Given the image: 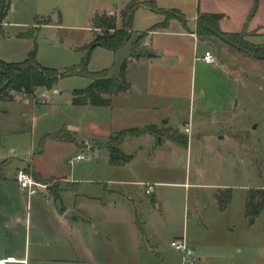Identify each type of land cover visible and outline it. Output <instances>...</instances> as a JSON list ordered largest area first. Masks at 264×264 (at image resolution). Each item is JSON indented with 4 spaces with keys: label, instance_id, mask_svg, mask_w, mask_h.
I'll list each match as a JSON object with an SVG mask.
<instances>
[{
    "label": "rangeland",
    "instance_id": "rangeland-1",
    "mask_svg": "<svg viewBox=\"0 0 264 264\" xmlns=\"http://www.w3.org/2000/svg\"><path fill=\"white\" fill-rule=\"evenodd\" d=\"M130 1L6 0L10 6L0 21V59L20 62L35 50L42 65L60 73L87 59L88 70H107L110 76L118 75L127 62L126 74L136 85L112 95L111 105L75 104L74 90L87 87L92 79L72 73L50 89L37 87L34 95L0 99V176L5 174L7 187L0 185V221L12 216L19 222L14 227L19 250L2 248V253L22 255L27 244L23 264H184L183 253L171 240L186 235L195 253L193 264H264V210L254 217L245 215L249 188H264V62L254 63L244 53L236 57L231 65L240 75V87L234 111L202 113L198 105L219 100V85H208L205 91L198 84L191 86L192 57L203 54L205 43L200 41L194 50L189 37L156 34L154 45H162L163 38L176 42L185 63L169 77L173 94L147 97L151 106L145 107L135 91L144 74L132 60L133 42L142 44L145 32L165 16L139 5L129 41L116 49L93 45L101 32L93 27L96 12L115 13L121 27L120 11ZM154 1L161 8L182 10L187 25L193 24L191 18L204 3ZM206 1L210 11L219 12V0ZM3 3L0 0V14ZM54 15L58 21L42 23ZM180 26L174 19L171 29ZM206 39L218 48L228 44L214 35ZM250 39L264 42V37ZM137 51L147 52L142 45ZM152 121L159 123L153 125L154 132L127 135L120 144L126 153H136L135 158L111 164L106 146L110 135ZM188 122L190 132L182 130ZM158 130L178 132L187 142H169L164 134L160 144ZM79 153L85 158L75 159ZM30 163L47 175L51 187H59V197L45 181L47 189L30 198L19 190L16 171ZM137 181L155 183L154 191L147 193V186ZM221 183L233 187L224 210L216 198ZM56 208L79 218L58 236L57 247L51 239ZM37 240L40 254H34Z\"/></svg>",
    "mask_w": 264,
    "mask_h": 264
},
{
    "label": "trees",
    "instance_id": "trees-1",
    "mask_svg": "<svg viewBox=\"0 0 264 264\" xmlns=\"http://www.w3.org/2000/svg\"><path fill=\"white\" fill-rule=\"evenodd\" d=\"M2 12L0 14V21L3 14L10 4L3 0ZM259 0H253L252 7L247 15V21L242 31L232 32L223 31L220 28L219 21L225 16L223 12H204L199 10L196 16L195 32L201 39L209 38L210 36H218L222 40L228 42L240 52L258 59H264V42H254L250 39L254 35L253 32L248 31L246 24L258 9ZM139 5H144L163 14L164 20L155 23L151 29L159 27H166L170 20L178 19L182 25L189 29L187 25L188 18L185 13L179 8H161L154 0L140 1L131 0L120 11L123 24L118 26V16L115 13L109 14L107 11L102 13L96 12L93 17L94 29H100L101 32L97 34L93 45H101L106 48L116 49L124 45L131 38L132 25L134 20V9ZM52 20H43V24H48ZM146 33V32H145ZM146 36V34H145ZM140 41H134L132 47L133 57H139L142 52H138ZM127 62L121 66L118 75L110 76L107 70L90 71L87 69V59L76 67H72L65 73H60L56 68H51L42 65L36 58L35 50L29 52L28 57L20 62H6L0 59V99L16 100L18 94L34 95L37 87L52 88L58 79L65 74L79 73L86 75L92 79L91 83L81 89H75L72 102L75 104H91V105H111L112 95L126 92L130 89V82L126 77ZM153 125L140 127H129L111 134L107 141V148L109 150V161L114 165H122L130 162L135 153H126L120 144L127 135H139L145 132H154ZM157 136L163 137L165 132L157 131ZM63 134H56L57 138L62 137ZM175 142H187L180 133H169ZM27 169L32 175L40 180L48 183L51 193L57 197L59 194V187H51L49 179L44 178L32 166ZM257 195H260L257 198ZM219 208L224 210L228 207L232 198V187L219 188L216 195ZM264 210V188H249L246 196L245 215L254 217L259 215Z\"/></svg>",
    "mask_w": 264,
    "mask_h": 264
},
{
    "label": "crops",
    "instance_id": "crops-1",
    "mask_svg": "<svg viewBox=\"0 0 264 264\" xmlns=\"http://www.w3.org/2000/svg\"><path fill=\"white\" fill-rule=\"evenodd\" d=\"M209 4L210 3L208 1L204 0V3H202L201 5L202 6L201 9H200V4L198 5L197 13L199 10L205 12H212L210 11L212 8L210 7ZM252 4H253V0H219V3H217L219 12L225 11L223 12L225 13V16L219 21L220 28L223 31H232V32L242 31L243 28L245 27V20L247 18L249 10L252 7ZM197 13L193 15V17L191 18L193 24L188 25L189 29H186L184 26H180V29L172 30L171 25L174 20L172 19L170 20L169 24L166 27H159L156 29H149V31H146L145 39L141 44L143 47H145V50L147 51L146 54L140 55L137 58L133 57L132 59L137 62V65L139 66L141 73L144 74V80H143L144 82H142L143 84L141 83V85L135 87V91L137 92V97L143 98V102L141 99V103H145V107L151 106L147 104V101H145L147 97L152 99L153 98L152 96H156V95L167 96L172 93V89L174 88V81L173 80L170 81V78L174 75L175 71L177 70L179 71V69L185 63L184 54L182 51H180L177 48L178 44L176 42L171 43L170 42L171 40H169V38H163L162 45H158V44L154 45V40H155L154 35L160 34V35H165L166 37L169 36L171 37L177 34L179 36L189 37L188 38L189 41H192L194 45V50L196 49V47H198L200 41H203L205 43L203 54L202 55L194 54V56L192 57L191 86L195 88L196 84H198L200 90L205 91V88H208V85L211 86L212 84L214 86L219 85V100L213 104H208L204 102L198 105L197 107L198 111L202 113H206L210 110L219 111V113H230L234 111L237 105V99L239 94L240 75L235 74L233 72L231 62H233V60L236 59V57H242V56L246 57L248 55L246 56L245 54L242 55L241 54L242 52H240L233 46L228 45L229 43L226 41L225 43L228 44H224L223 47L220 46L218 48L208 39L201 40L195 32V27H196L195 20ZM234 19L235 22H232ZM53 22L55 21L52 20L48 24H52ZM246 27L248 31L257 32V34L253 35L252 37L259 39L264 37V0H259L258 9L256 13L253 15V17L248 21ZM150 34H151V39L149 38ZM212 46H215L217 50L212 49ZM207 50H210L214 54V56L216 57V61L207 62L202 59L204 53ZM147 53H151V55H148ZM252 58L254 63L261 64L264 62V59H258L254 57ZM126 77L131 84L129 90L130 91L134 90V85L136 84H134L133 81L128 78L127 74ZM189 123L191 126V122L186 123L184 126H186ZM158 124L159 123L157 121L155 122L152 121L142 126H131V127H144L147 125H158ZM182 130H184V127H182ZM165 135H167L166 140H168L169 142H174V140L171 137H169L168 132H165ZM223 137H225V135H223ZM159 143L163 144L162 137L159 138ZM135 156L136 153L133 159L135 158ZM29 165L34 167V169L38 171L44 178L47 176L44 175L40 170H38L34 163H30ZM2 176H5V174L3 173V175L0 176V185L1 187L7 188L4 185L5 178H3ZM137 182L143 183L144 181H137ZM18 187L20 191L25 192L20 186ZM225 187H232V186L229 183H221L219 184L218 188H225ZM260 187L263 188L262 186ZM28 197L30 198L31 196L28 195ZM65 212L66 209H64L63 211H59L57 208L54 212V216L52 219L53 221L51 223V227H52L51 239L52 241H54L55 246L59 241L58 236L64 235L65 228L67 229L73 228L70 221H74V219L65 217L64 216ZM78 219L79 218L77 217L75 221H78ZM15 222L17 223L18 221L13 220L12 216L11 218H5V220L0 221V264L26 263L27 258L25 254L27 255V244L24 245L22 255H16V253H8V254L5 253L6 254L5 255L4 253H2V248L12 247L16 249L15 246H17V244L15 239L16 234L14 227L17 224H15ZM10 232L12 233V235L10 234ZM181 237L185 239L187 245L189 246L186 235H183ZM35 247L37 249L35 250L34 254H40L41 242H38L37 240L35 242ZM28 251H29V247H28ZM35 260L38 261V259ZM50 260L52 259H46V262H50Z\"/></svg>",
    "mask_w": 264,
    "mask_h": 264
},
{
    "label": "built area",
    "instance_id": "built-area-1",
    "mask_svg": "<svg viewBox=\"0 0 264 264\" xmlns=\"http://www.w3.org/2000/svg\"><path fill=\"white\" fill-rule=\"evenodd\" d=\"M203 60L207 62H214L216 61V57L214 54L207 50L203 57ZM42 95H45L44 93ZM184 131L190 132L191 126L190 123L184 126ZM85 158L84 153H79L76 155L75 159H82ZM73 161V160H72ZM15 179L18 182L19 186L27 192L29 196L35 195L39 189H47V184L36 179L32 173L26 167H20L17 169L15 174ZM146 187L147 193H152L154 191V184L149 182H143ZM171 245L176 248L177 250L181 251L184 256V264H193L195 262V253L194 251L187 245L185 239L183 237H177L171 240Z\"/></svg>",
    "mask_w": 264,
    "mask_h": 264
},
{
    "label": "water",
    "instance_id": "water-1",
    "mask_svg": "<svg viewBox=\"0 0 264 264\" xmlns=\"http://www.w3.org/2000/svg\"><path fill=\"white\" fill-rule=\"evenodd\" d=\"M52 20H53V21H58V17H57V15H54V17L52 18ZM148 55H151V53H148ZM220 137H223V135H221ZM64 216H65V217H69V218L74 219V220L77 219V216H75V215L72 213V211H70V210L66 211L65 214H64Z\"/></svg>",
    "mask_w": 264,
    "mask_h": 264
},
{
    "label": "bare ground",
    "instance_id": "bare-ground-1",
    "mask_svg": "<svg viewBox=\"0 0 264 264\" xmlns=\"http://www.w3.org/2000/svg\"><path fill=\"white\" fill-rule=\"evenodd\" d=\"M1 264H3V263H1Z\"/></svg>",
    "mask_w": 264,
    "mask_h": 264
}]
</instances>
